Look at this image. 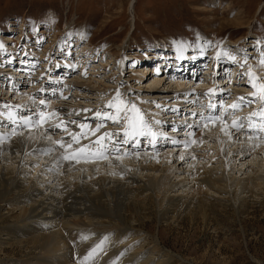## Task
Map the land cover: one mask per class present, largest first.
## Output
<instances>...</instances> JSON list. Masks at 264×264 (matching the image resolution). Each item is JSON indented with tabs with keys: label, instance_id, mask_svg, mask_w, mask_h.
<instances>
[{
	"label": "rangeland",
	"instance_id": "374dc122",
	"mask_svg": "<svg viewBox=\"0 0 264 264\" xmlns=\"http://www.w3.org/2000/svg\"><path fill=\"white\" fill-rule=\"evenodd\" d=\"M181 44L186 46L185 53L179 50ZM0 45V133L6 137L0 144H10L18 137L28 139L17 154L0 159V177L8 180L7 187L13 186L12 181L20 180L30 189L38 186L35 181H39L54 188L61 186L66 192L91 180H136L135 187L146 189L142 190V200H149L147 195L155 194L154 187L161 194L159 199L154 195V203L147 201L146 210L140 215H136L135 210L127 213L130 223L146 237L142 243L145 251L154 253L156 261L159 259L162 264H264V133L249 139L243 131L231 137L225 135L221 131L222 123L195 127L200 123L199 114H208L201 105L209 102V97L203 95L209 89H217L218 95L213 100L222 99L227 106L236 103L238 97L250 96L253 89L247 79L249 71L264 78V68L259 63L264 59L261 55L264 52V0H0ZM218 53L219 64L211 69L210 60L215 57L217 63ZM177 54L181 55V60ZM197 55L200 59H196L195 64H200L193 72L184 58ZM231 56L236 60L232 61ZM245 56L248 57L246 63ZM160 60H167L164 63L168 66L163 63L159 69ZM68 65H75V71ZM145 66H154L155 73L149 75ZM154 79L160 82L157 90H147ZM117 90L134 101L146 118L162 121L158 126L160 130L180 140L181 144L173 146L161 141L156 149L146 141L138 149L129 144L124 146L129 155L117 158L113 153L94 162L81 159L78 163L72 162L75 166L63 170L59 165H49L33 152L41 143L57 149L45 138L47 125L18 129L16 135H8L13 127L8 120L9 111L32 115L33 110L41 108L46 114L58 113L51 123L59 119L76 121L77 124H68L72 132L80 131V123L95 127L98 121L92 118L93 113L82 110L107 111L105 105ZM61 93L68 99L60 98ZM40 99L47 100V106L39 105ZM5 105L15 107L6 110ZM259 107V102L243 107L228 118L229 124L232 119L247 118ZM185 121L194 127L185 129ZM106 124V129L101 131H120L111 122ZM173 126L180 131H172ZM186 132L195 135L189 137ZM49 135L53 141L68 139L61 131H52ZM193 139L201 144L198 149L196 142L183 146L185 140ZM256 145V151L248 154L243 151ZM184 156L187 159H181ZM114 161L118 164L112 166ZM77 167L78 170L73 171ZM199 171L205 172L206 177L214 171L211 175L218 180L216 187L205 185L201 181L205 177H200ZM161 179L168 183L163 190L157 185ZM247 180L255 184L246 187L248 189L237 187L236 183ZM205 194L214 210L208 217L186 214L177 222L159 220L160 206H164L169 197L192 199L194 195ZM17 196L8 194L0 201V216L7 218L9 211L18 213L30 208L29 204L23 206ZM242 201H246L248 207L238 213ZM21 221L16 217L2 220L0 227ZM97 237L95 235L89 244L96 243ZM7 239L5 234L0 235V264L54 263L55 253L48 258L38 250L29 255L24 245L10 247ZM155 243L159 248L152 252ZM69 247V258L58 260L59 264H68V261L93 264L100 256L94 254L85 259L96 249L95 245L90 251L78 240L70 241ZM120 255L109 263L116 264L117 258L122 262Z\"/></svg>",
	"mask_w": 264,
	"mask_h": 264
},
{
	"label": "bare ground",
	"instance_id": "6f19581e",
	"mask_svg": "<svg viewBox=\"0 0 264 264\" xmlns=\"http://www.w3.org/2000/svg\"><path fill=\"white\" fill-rule=\"evenodd\" d=\"M180 56L181 55H178V57ZM181 58L178 59L181 60ZM214 58L210 60V63H212L211 69L215 64H219L218 61L216 63V59ZM184 59H187L186 62L191 64L189 67L191 69L193 68V72H196V66L200 63L195 64V60L200 59V57L198 55L193 58L186 56ZM161 62L162 63L159 65V69L162 68V64L164 62L166 63L167 60H163ZM165 63L163 66H168V64ZM206 65L210 66V64ZM184 67L187 68L186 65H184ZM145 69L149 75L155 73L154 66H145ZM191 69H188V71H191ZM237 70L238 69H236V71ZM6 71L8 72L10 70ZM143 73L144 71H142V74ZM205 73L207 74L208 72L205 71ZM155 77L157 76L155 75ZM158 83L160 82H158L157 79H154V81L148 85L147 90H157L156 86ZM23 90L26 89L23 88ZM27 140L18 137L10 144H0V159L2 156L11 157L12 155L17 154L16 151L24 147V144L27 143ZM82 143L86 144V141H82ZM200 146L201 144L199 145V143L195 145L197 149ZM260 148L262 147H259L258 149ZM50 149H56V147L53 148L51 145L41 143L34 148L33 152L37 156L39 155L42 159L47 160L49 165H59L63 168V170L75 166L72 162L59 159L63 151H58L56 149L55 151L50 152ZM255 149H257V145L255 148L250 150L247 148L243 151L248 154L249 152L251 153L252 150L256 151ZM244 156L245 155H243V157ZM242 158L240 160H242ZM183 159H187V157L184 156ZM192 159H195V155ZM114 162L111 164L112 166L118 164L117 162ZM181 164H183V162ZM78 167L75 170L73 169V171L78 170ZM152 169L155 170L157 168ZM212 172L214 171H211L210 173L213 174ZM54 174L59 175L57 173ZM211 174L208 175V177H206L207 174L205 172H201L200 175H194L205 177L201 180L205 185L207 184L211 187H216L218 180H216V178H214V176ZM88 177L89 176H87V178ZM84 178H86V176ZM90 179L92 178L89 177V180ZM164 179H161L157 183V185L160 186L159 188L162 190L165 189L166 185L168 184ZM6 182H8V180L5 179L4 176H1L0 201L4 200V197H6L8 194H17L18 199H20L19 202H21L23 206L28 204L30 206L29 209H23L18 213L15 211H9L10 216L7 218L0 216V226H2V220L9 221L13 220L14 217L18 218L19 221L20 219L22 220L15 225L8 227L5 226L2 229L0 227V235L5 234L8 237L6 244L10 245V247L24 245V247H26V249L29 251V255L38 250V252H43L46 258L55 253L56 255L54 256L56 257L53 256L52 259L54 262L53 264H59L58 260L64 259L66 261V259L69 258L71 254L69 247L70 241L78 240V243L82 244L83 248L87 250H90V247L93 245H95L96 249H98L97 246L102 247V252L99 249L97 250L96 254H99L100 256L98 260L93 261V264H104L105 262L109 263L119 254H121L120 259L123 261L120 262L117 258L116 264H162L161 260L159 261L158 259L156 261L154 253L148 254V251H145L146 248H144L145 246L144 244L142 245V243L146 237L143 236V233H141L142 231L140 232L136 230V228L133 226V223L131 224L129 218L127 217V213H129L131 210H135V214L140 215L142 211L146 210L145 207L147 205V201L154 203V195L157 197V199L160 198L161 194L158 190H156V187L152 189V192H155L153 196L150 194L147 195L149 200H142V190L146 189L144 187H135V184L138 182L136 180H129L127 182L120 180L108 181L107 179L106 181L91 180L87 181V183H84L82 187H73V189L68 190L66 187H64L67 190L66 192L60 188V184H58L60 187L54 188L50 186V184L47 186V183H39V181H35L39 185L35 188L29 189V186H25V184L23 185L20 180L12 181L11 183L13 186L11 187H7ZM35 182H33V185ZM236 184H238L237 187L245 189L246 187L249 188V186H252V184L255 183L253 180H247L243 183L239 182ZM13 202L14 201H12V203ZM247 205L248 204L246 201L239 203L238 213H243V211H246L248 207ZM160 207L162 208L159 210L157 215L159 220L165 222H177L179 218L186 214H196V216L203 214L205 217H208L209 214H213L214 212L210 198L206 194L199 196L194 195L192 199H189V197H169L164 206ZM112 216H114L115 219L112 218ZM115 220L118 222V224L115 222ZM95 235H98V240L96 243L90 245L89 242L93 241L92 238ZM104 237L105 239L101 240ZM158 248V243H155L154 247L152 248V252L157 251ZM43 254L41 255L43 256ZM72 262L68 261V264H74ZM45 264H48V262Z\"/></svg>",
	"mask_w": 264,
	"mask_h": 264
},
{
	"label": "snow or ice",
	"instance_id": "6c2138e0",
	"mask_svg": "<svg viewBox=\"0 0 264 264\" xmlns=\"http://www.w3.org/2000/svg\"><path fill=\"white\" fill-rule=\"evenodd\" d=\"M2 47V45H0ZM186 49V46L181 44L179 50L183 53ZM203 53V50H201ZM227 55V53H225ZM264 55V52L261 53ZM181 58V57H178ZM232 61L236 60L235 56H231ZM248 57L245 56V63L247 62ZM220 60V54H217V61ZM260 66L264 68V59L259 61ZM75 71V65H68ZM251 67V66H250ZM159 73V69H157ZM87 73L85 72V76ZM243 78V75H242ZM247 79L249 81V86L253 89L249 97H238L237 102L231 105H225L221 100L214 101L213 97L218 95V90L213 88L209 89L207 93L203 95L209 97V102L206 105H201L208 110V114L200 113V123L196 124V128L204 127L206 128L208 124L212 123L215 126L216 123H222L224 127L221 128V131L225 135L231 137L233 133L246 132L249 136V139H252L255 136H258L260 133H264V78L259 77L257 74L249 71L247 73ZM202 82V81H201ZM45 89H41V92ZM53 91V95H55ZM181 95V94H178ZM191 95V94H188ZM60 98L67 100V96L60 94ZM198 102V101H197ZM259 102L260 107L252 111L247 118H237L232 119L229 124V117L235 116V113L241 110L243 107L251 106L254 103ZM35 103V100H33ZM47 100L40 99L39 105L47 106ZM151 103V102H149ZM160 107V105H156ZM5 109H9L15 106L5 105ZM105 110H95L92 109H83L84 112H92L93 119L98 121L95 124V127H92L89 123H80L78 127L79 132H72L68 128V124H77L76 121L65 122L62 119H59L57 123H51L54 117H58V113L53 111L51 113H45L43 108L39 111L33 110L32 115H21L19 112L13 113L8 112V120L11 122L13 127L10 128L8 135H16L17 130H22L25 128H38L47 125L45 128V138H47L51 143L57 146V149L63 150L59 159L68 162H80L83 159L85 162H94V159H105L113 153L116 154L117 158H120L121 155L131 154L125 145L131 144L135 148H139L143 142H147L149 146L153 149L157 148V145L161 141L165 143H170L173 146L181 144L180 140L176 138L167 136L164 132L158 127L162 124L160 120L148 119L146 114L140 109L137 104L131 99L125 98V96L119 91H116L115 96L107 102L105 105ZM230 109V111H229ZM219 110V111H218ZM168 111H173L180 113V109H168ZM78 115V113H77ZM191 115L195 116L196 113ZM245 119L247 124H245ZM106 122H111L113 125H116L120 131L110 132V131H101V129H106ZM2 123V122H0ZM185 129L194 127L192 124H189L185 121L183 125ZM52 131H61L67 134L68 139L52 140L51 135ZM172 131H180L175 126H173ZM99 133V135H97ZM186 135L189 137L194 136V132H186ZM94 137V139H93ZM6 138L4 134L0 133V140ZM87 140L88 143H82V141ZM193 140H185L183 142L184 147H188L190 144L195 143ZM56 149H50L49 151H55ZM158 150V149H157ZM183 159V157H181ZM97 248L102 252L103 249L101 246ZM97 249H93L92 252L88 254L89 257H92L96 254Z\"/></svg>",
	"mask_w": 264,
	"mask_h": 264
}]
</instances>
